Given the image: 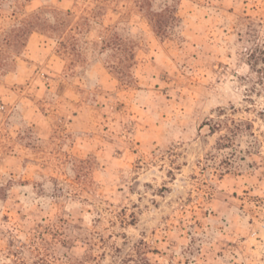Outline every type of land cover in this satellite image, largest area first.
Instances as JSON below:
<instances>
[{"label": "rangeland", "instance_id": "1", "mask_svg": "<svg viewBox=\"0 0 264 264\" xmlns=\"http://www.w3.org/2000/svg\"><path fill=\"white\" fill-rule=\"evenodd\" d=\"M0 264H264V0H0Z\"/></svg>", "mask_w": 264, "mask_h": 264}, {"label": "trees", "instance_id": "2", "mask_svg": "<svg viewBox=\"0 0 264 264\" xmlns=\"http://www.w3.org/2000/svg\"><path fill=\"white\" fill-rule=\"evenodd\" d=\"M57 14L58 15H62V14H64L62 11H59V12H57ZM34 30H36V28L35 27H33V25L32 24H30L29 25V29L27 30V35H29L31 32H33ZM131 60H135V53H134V51H132V53H131V55H130V57H129ZM133 66V64H130L129 65V68H131ZM113 68H116V69H118L117 71H118V73H122V71H120L119 70V66L118 65H115V66H113ZM124 75L123 76H127V77H130L129 75H127L126 73H123ZM130 80L131 79H129V82H130ZM222 110H224V109H222ZM218 126H220V123H217L216 125H213V127L211 128L212 130H215V129H217V127Z\"/></svg>", "mask_w": 264, "mask_h": 264}]
</instances>
